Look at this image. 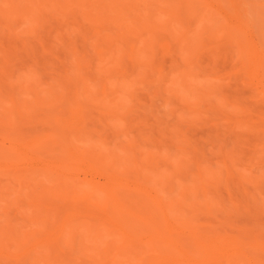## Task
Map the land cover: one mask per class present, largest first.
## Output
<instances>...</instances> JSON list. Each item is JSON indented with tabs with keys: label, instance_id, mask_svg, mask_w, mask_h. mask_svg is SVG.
Returning a JSON list of instances; mask_svg holds the SVG:
<instances>
[{
	"label": "rangeland",
	"instance_id": "obj_1",
	"mask_svg": "<svg viewBox=\"0 0 264 264\" xmlns=\"http://www.w3.org/2000/svg\"><path fill=\"white\" fill-rule=\"evenodd\" d=\"M27 1H0V153L70 187L0 156V264L151 256L118 251L91 183L146 190L180 233L264 239V0Z\"/></svg>",
	"mask_w": 264,
	"mask_h": 264
},
{
	"label": "bare ground",
	"instance_id": "obj_2",
	"mask_svg": "<svg viewBox=\"0 0 264 264\" xmlns=\"http://www.w3.org/2000/svg\"><path fill=\"white\" fill-rule=\"evenodd\" d=\"M11 1L13 2L10 4L13 3L19 11L21 9L19 6L22 4L20 2H15V0ZM31 1L34 2L36 0ZM27 2L26 0V5ZM37 3L38 2H35V5ZM25 4L22 6L25 8L28 7ZM1 5L0 7L2 8ZM25 8L22 9V11L25 10ZM28 11L30 10H27V12ZM3 14L4 12L2 15ZM9 14L12 15V13ZM33 14L34 13L31 15ZM20 16L21 15L18 17ZM1 17L4 18V20L7 19L6 16ZM11 17L8 21L12 19ZM22 19L23 18H21V20ZM228 26L229 33L233 32L229 29L232 26ZM136 30L139 31L138 28H136L131 30V33L138 38L141 35H137ZM14 154L17 155L14 156ZM39 155L40 156H32L25 159L24 156L22 157L21 153L14 152L11 147L2 150L0 153V156L4 160V164L9 161L12 162L14 161V157L15 159L18 157L15 160V164L18 166V169H22V172H20L26 177H32L38 172L55 174L58 183L61 185L63 184L65 190L68 191L70 185L67 187L69 175H67L66 166L63 165L59 168L52 167L44 162L41 153H39ZM69 156L72 157V160H77L74 153ZM27 162H30V167H25L24 164ZM1 168L6 169L5 166ZM201 178L202 174H198V181L200 184ZM90 186L93 192L103 193L106 198L104 203L110 204L111 206L110 211L108 210L109 212L107 211L108 213H105L106 221L104 220V223L101 221L104 217L97 218L96 220L100 221L102 224L107 222L109 226H111L110 233L112 231L118 233V251L122 254L135 257L141 252L142 254L145 252L151 253L149 257H137L136 259L139 261L138 264H264V239L262 238H257L252 242H248L244 240L243 237L239 236L233 237L230 235L220 236L217 234H210L199 230L197 225L190 224L188 221L182 224L186 233H180L172 227L170 221L165 217L167 209L164 205L146 190L140 187L122 186L120 184L99 185L91 183ZM202 189L204 190V188ZM131 221L134 223L131 224ZM135 227H138L139 231L147 227L153 228L154 233L145 236L143 231H136ZM175 230L176 232L174 233Z\"/></svg>",
	"mask_w": 264,
	"mask_h": 264
}]
</instances>
